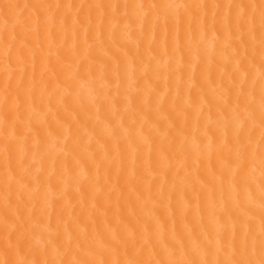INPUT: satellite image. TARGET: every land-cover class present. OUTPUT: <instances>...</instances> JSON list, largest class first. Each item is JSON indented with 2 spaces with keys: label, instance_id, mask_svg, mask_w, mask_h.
I'll list each match as a JSON object with an SVG mask.
<instances>
[{
  "label": "bare ground",
  "instance_id": "1",
  "mask_svg": "<svg viewBox=\"0 0 264 264\" xmlns=\"http://www.w3.org/2000/svg\"><path fill=\"white\" fill-rule=\"evenodd\" d=\"M264 0H0V264H261Z\"/></svg>",
  "mask_w": 264,
  "mask_h": 264
},
{
  "label": "snow or ice",
  "instance_id": "2",
  "mask_svg": "<svg viewBox=\"0 0 264 264\" xmlns=\"http://www.w3.org/2000/svg\"><path fill=\"white\" fill-rule=\"evenodd\" d=\"M261 264H264V261H262Z\"/></svg>",
  "mask_w": 264,
  "mask_h": 264
}]
</instances>
